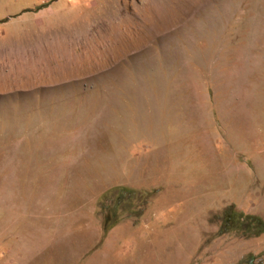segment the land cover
I'll use <instances>...</instances> for the list:
<instances>
[{"label": "rangeland", "instance_id": "rangeland-1", "mask_svg": "<svg viewBox=\"0 0 264 264\" xmlns=\"http://www.w3.org/2000/svg\"><path fill=\"white\" fill-rule=\"evenodd\" d=\"M0 264H264V0H0Z\"/></svg>", "mask_w": 264, "mask_h": 264}, {"label": "trees", "instance_id": "trees-1", "mask_svg": "<svg viewBox=\"0 0 264 264\" xmlns=\"http://www.w3.org/2000/svg\"><path fill=\"white\" fill-rule=\"evenodd\" d=\"M127 191L125 188H118L116 189L117 195L120 196V193ZM235 215L234 211H232V208L229 207L224 210L223 212V217H222V222L219 228V233L224 234L228 232L234 225V220L233 216ZM115 215H111V217H107L104 220V231H108L116 222L113 218Z\"/></svg>", "mask_w": 264, "mask_h": 264}]
</instances>
